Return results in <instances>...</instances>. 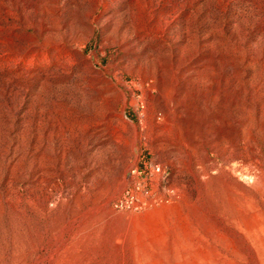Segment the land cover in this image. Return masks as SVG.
<instances>
[{
  "label": "rangeland",
  "instance_id": "374dc122",
  "mask_svg": "<svg viewBox=\"0 0 264 264\" xmlns=\"http://www.w3.org/2000/svg\"><path fill=\"white\" fill-rule=\"evenodd\" d=\"M0 37V264H264V0H0Z\"/></svg>",
  "mask_w": 264,
  "mask_h": 264
},
{
  "label": "bare ground",
  "instance_id": "6f19581e",
  "mask_svg": "<svg viewBox=\"0 0 264 264\" xmlns=\"http://www.w3.org/2000/svg\"><path fill=\"white\" fill-rule=\"evenodd\" d=\"M144 4V3H143ZM6 11H7V9H6ZM3 13V12H2ZM60 18V17H59ZM76 19V18H75ZM13 20H14V18H13ZM42 20V19H41ZM57 21V20H56ZM80 21V20H79ZM82 21V20H81ZM62 22V21H61ZM64 22V21H63ZM22 23V22H21ZM20 23V24H21ZM58 23V22H57ZM56 23V24H57ZM60 23V22H59ZM65 23V22H64ZM73 23H75V22H73ZM72 23V24H73ZM118 23H121V22H118ZM117 23V24H118ZM127 24V23H126ZM58 25V24H57ZM26 26V25H25ZM79 26V25H78ZM20 27V26H19ZM75 27V26H74ZM121 27V26H120ZM10 28V27H9ZM43 28V27H42ZM50 28V27H49ZM56 28V27H55ZM116 28V27H115ZM124 28H125V26H124ZM40 29V28H39ZM70 29V28H69ZM121 29V28H120ZM2 30V29H1ZM56 29H54V31H55ZM58 30V29H57ZM115 30V29H114ZM4 30H2V32H3ZM39 31V30H38ZM73 31V30H72ZM126 31V30H125ZM124 31V32H125ZM56 32V31H55ZM64 32V31H63ZM68 32V31H67ZM79 32V31H78ZM127 32V31H126ZM125 32V34H127ZM129 32V31H128ZM132 32V31H131ZM54 33V32H53ZM71 33V32H70ZM70 33H69V35L68 34H65V33H61V35L60 36H55L54 38H53V41L52 42H49V43H52L53 45H62V46H65L66 45V42L68 41L67 40V38L68 37H70L71 38V36H70ZM117 33V32H116ZM186 33V32H185ZM5 34V33H4ZM41 34V33H40ZM72 34H75L74 32L72 33ZM78 34V33H77ZM77 34H75V35H77ZM118 34V33H117ZM7 35V34H6ZM5 35V36H6ZM15 35V34H14ZM48 35H49V33H48ZM55 35V34H54ZM129 35V34H128ZM188 35V34H187ZM16 36H18V35H16ZM20 36V35H19ZM31 36V35H30ZM47 36V35H46ZM50 36V35H49ZM120 36V35H119ZM126 36V35H125ZM209 36V35H208ZM12 37V36H11ZM52 37V36H51ZM122 37H123V35H122ZM1 38V37H0ZM27 38V37H26ZM46 38V37H45ZM48 38V37H47ZM73 38V37H72ZM76 38V37H75ZM124 38V37H123ZM127 38V37H126ZM125 38V39H126ZM172 38V37H171ZM199 38V37H198ZM198 38H197V40H198ZM3 39V38H2ZM5 39V38H4ZM120 39V38H119ZM175 39V38H174ZM196 39V38H195ZM79 40V39H78ZM9 41L11 42V43H13V38H10L9 39ZM29 41V40H28ZM27 41V42H28ZM34 41V40H33ZM45 41V40H44ZM73 41V40H72ZM123 41V40H122ZM121 41V42H122ZM228 41V40H227ZM232 41V40H231ZM26 42V43H27ZM71 42V41H70ZM120 42V43H121ZM124 42H126V41H124ZM193 42V41H192ZM194 42H196V41H194ZM241 42V41H240ZM35 43V42H34ZM72 43V42H71ZM127 44V43H126ZM227 44V43H226ZM42 45V44H41ZM195 45V44H194ZM200 45V44H199ZM219 45V44H218ZM30 46H32V43L30 44ZM128 46V45H127ZM188 46V45H187ZM192 46V45H191ZM196 46V45H195ZM207 46V45H206ZM217 46V45H216ZM14 47V46H13ZM21 47V46H20ZM48 47V46H47ZM168 47V46H167ZM174 47V46H173ZM204 47V46H203ZM227 47V46H226ZM39 48V47H38ZM46 48V47H45ZM181 48V47H180ZM195 48V47H194ZM202 48V47H201ZM210 48H212V47H210ZM137 49V48H136ZM182 49V48H181ZM205 49V48H204ZM19 50V49H18ZM135 50V49H134ZM218 50V49H217ZM234 50V49H233ZM33 51H34V49H33ZM157 51V50H156ZM172 51V50H171ZM174 51H176V50H174ZM201 51V50H200ZM211 51V50H210ZM215 51V50H214ZM221 51V50H220ZM231 51V50H230ZM25 52V51H24ZM56 52V51H55ZM197 52V51H196ZM19 53V52H18ZM35 53V52H34ZM54 53V52H53ZM65 53V52H64ZM157 53V52H156ZM159 53V52H158ZM182 53V52H181ZM192 53V52H191ZM211 53V52H210ZM215 53V52H214ZM229 53H231V52H229ZM40 54V53H39ZM220 54V53H219ZM234 54V53H233ZM14 55V54H13ZM45 55V54H44ZM60 55V54H59ZM165 55V54H164ZM169 55V54H168ZM173 55V54H172ZM190 55V54H189ZM203 55V54H202ZM221 55V54H220ZM34 56H35V54H33L32 56H31V59L32 58H34ZM50 56V55H49ZM57 56V55H56ZM211 56V55H210ZM213 56V55H212ZM224 56V55H223ZM226 56V55H225ZM229 56V55H228ZM169 57H170V55H169ZM183 57V56H182ZM214 57V56H213ZM217 57V56H216ZM11 59V58H10ZM49 59V58H48ZM137 59V58H136ZM150 59V58H149ZM191 59V58H190ZM14 60V59H13ZM27 60V59H26ZM181 60V59H180ZM184 60V59H183ZM183 60H182V62H183ZM16 61V60H15ZM30 61L31 60H29L27 63H30ZM150 61V60H149ZM158 61V60H157ZM173 61V60H172ZM200 61H202V60H200ZM204 61V60H203ZM214 61V60H213ZM212 58H210V59H208V60H206L205 62H202L201 64H199V65H201V66H208L209 64H211L212 62ZM18 62V61H17ZM131 62V61H130ZM148 62V61H147ZM179 62H181V61H179ZM220 62V61H219ZM47 63V62H46ZM61 63V62H60ZM166 63H168V61H166ZM178 63V62H177ZM188 63V62H187ZM66 64V63H65ZM133 64V63H132ZM147 64V63H146ZM151 64V63H150ZM180 64V63H179ZM214 64V63H213ZM228 64V63H227ZM152 65V64H151ZM154 65V64H153ZM156 65V64H155ZM154 65V66H155ZM162 65V64H161ZM161 65H159L160 67H161ZM223 65V64H222ZM226 65V64H225ZM229 65V64H228ZM61 66H63V65H61ZM176 66H177V64H176ZM179 66H181V65H179ZM214 66V65H213ZM232 66V65H231ZM158 67V66H157ZM235 67V66H234ZM28 68H30V67H28ZM146 68V67H145ZM57 69V68H56ZM138 69V68H137ZM173 69V68H172ZM214 69V68H213ZM152 70V69H151ZM159 70V69H158ZM161 70V69H160ZM178 70L179 69H175V71L176 72H178ZM211 70V69H210ZM145 71H148V70H145ZM163 71V70H162ZM199 71V70H198ZM198 71H196V72H198ZM213 71V70H212ZM136 72V71H135ZM149 72H150V70H149ZM194 72V71H193ZM202 72V71H201ZM204 72V71H203ZM19 73V72H18ZM52 73V72H51ZM136 73H138V72H136ZM143 73V72H142ZM145 73V72H144ZM155 73V72H154ZM174 73V72H173ZM229 73V72H228ZM140 74V73H139ZM151 74V73H150ZM161 74V73H160ZM163 74V73H162ZM203 74H205V73H203ZM35 75V74H34ZM156 75V74H155ZM186 75V72L184 71V72H182L181 73V75H180V77H183V76H185ZM190 74H188V76H189ZM195 75V74H194ZM208 75V74H207ZM226 75V74H225ZM19 76V75H18ZM21 76H22V74H21ZM28 76V75H27ZM38 76V75H37ZM137 76V75H136ZM140 76V75H139ZM144 76V75H143ZM149 76V75H148ZM165 76V75H164ZM187 76V77H188ZM196 76V75H195ZM205 76H206V74H205ZM211 76V75H210ZM231 76V75H230ZM233 76V75H232ZM231 76V77H232ZM238 76V75H237ZM30 77V76H29ZM95 77V76H94ZM145 77V76H144ZM176 77V76H175ZM208 77V76H207ZM213 77V76H212ZM219 77V76H218ZM229 77V76H228ZM152 78V77H151ZM161 78V77H160ZM159 78V79H160ZM49 79V78H48ZM142 79V78H141ZM180 79V78H179ZM178 79V80H179ZM183 79V78H182ZM209 79V78H208ZM207 80V79H206ZM211 80H213L212 78H211ZM6 81V80H5ZM13 81V80H12ZM142 81V80H141ZM148 81V80H147ZM177 81V80H176ZM209 81V80H208ZM7 82V81H6ZM10 82V81H9ZM108 82V81H107ZM214 82V81H213ZM48 83V82H47ZM97 83V82H96ZM157 83H159V82H157ZM43 84V83H42ZM49 84V83H48ZM107 84V83H106ZM123 84V83H122ZM121 84V85H122ZM206 85H207V83H205ZM221 84V83H220ZM108 85V84H107ZM148 85V84H147ZM203 85V84H202ZM95 86V84L94 85H89V88H91L92 89V87H94ZM112 87H116V84H112L111 85ZM161 86V85H160ZM216 86V85H215ZM13 87V86H12ZM51 87V86H50ZM109 87V86H108ZM154 87L155 86H152V88H150V87H148V88H150V89H154ZM10 88V87H9ZM25 88H27V87H25ZM85 88H86V86H85ZM84 88V89H85ZM95 88V87H94ZM101 88H102V86H101ZM107 88V87H106ZM219 88V87H218ZM15 89V88H14ZM20 89V88H19ZM39 89H40V87H39ZM48 89V88H47ZM57 89V88H56ZM81 89V88H80ZM88 89V88H87ZM90 89V90H91ZM96 89H97V87H96ZM100 89V88H99ZM147 89V88H146ZM173 89V88H172ZM202 89H203V86H202ZM206 89V88H205ZM10 90V89H9ZM22 90V89H21ZM44 90V89H43ZM98 90V89H97ZM115 90V89H114ZM211 90V89H210ZM209 90V91H210ZM11 91V90H10ZM18 91V90H17ZM83 91V90H82ZM118 91H119V95L121 96L120 98H123L124 99V101H125V93H124V90H121V89H118ZM160 91V90H159ZM202 91V90H201ZM203 91H204V89H203ZM44 92V91H43ZM84 92V91H83ZM89 92V91H88ZM96 92V91H95ZM98 92V91H97ZM115 92V91H114ZM113 92V93H114ZM154 92V91H153ZM205 92H206V90H205ZM214 92V91H213ZM11 93V92H10ZM17 93V92H16ZM39 93V92H38ZM149 93V92H148ZM218 93H219V91H218ZM14 94V93H13ZM37 94V93H36ZM94 95V94H93ZM162 95V94H161ZM14 96V95H13ZM112 96V95H111ZM172 96V95H171ZM205 97V96H204ZM219 97V96H218ZM101 98V97H100ZM107 98V97H106ZM111 98V97H110ZM114 98V97H113ZM210 98V97H209ZM14 99V98H13ZM91 99V98H90ZM93 99V98H92ZM108 99V98H107ZM151 99H152V97H151ZM157 99V98H156ZM168 99V98H167ZM102 100V99H101ZM112 100V99H111ZM155 100V99H154ZM170 100V99H169ZM218 100V99H217ZM222 100V99H221ZM13 101V100H12ZM17 101V100H16ZM19 101V100H18ZM56 101V100H55ZM89 101V100H88ZM87 101V102H88ZM94 101V100H93ZM103 101V100H102ZM153 101V100H152ZM158 100H156V102H157ZM178 101H180V100H178ZM182 101V100H181ZM155 102V103H156ZM169 102V101H168ZM12 103V102H11ZM102 103V102H101ZM185 103V102H184ZM210 103V102H209ZM226 103V102H225ZM60 104H62V103H60ZM92 105H94V106H97L98 104H100V102L98 101V102H92L91 103ZM108 104V103H107ZM152 104V103H151ZM158 104H160V102L158 103ZM180 104V103H179ZM228 104V103H227ZM14 105V104H13ZM20 105V104H19ZM57 105V104H56ZM63 105V104H62ZM71 105V104H70ZM113 105V104H112ZM10 106V105H9ZM65 106V105H64ZM100 106V105H99ZM153 106V105H152ZM14 108H15V106H13ZM12 107V108H13ZM17 107V106H16ZM63 107V106H62ZM91 107V106H90ZM101 107V106H100ZM99 107V108H100ZM107 107V106H106ZM111 107V106H110ZM150 107V106H149ZM161 107V106H160ZM159 107V109H161ZM71 108V107H70ZM95 108V107H94ZM102 108V107H101ZM192 108V107H191ZM10 109V108H9ZM31 109V108H30ZM43 109V108H42ZM58 109V108H57ZM105 109V108H104ZM111 109V108H110ZM65 110V109H64ZM68 110V109H67ZM106 110V109H105ZM152 110V109H151ZM11 111V110H10ZM31 111V110H30ZM61 111V110H60ZM63 111V110H62ZM71 111V110H70ZM100 111V110H99ZM5 112V111H4ZM12 112V111H11ZM64 112V111H63ZM62 112V113H63ZM67 112V111H66ZM97 112V111H96ZM106 112V111H105ZM114 112V111H113ZM41 113V112H40ZM65 113V112H64ZM16 114V113H15ZM104 114V113H103ZM25 115V114H24ZM59 115V114H58ZM64 115H66V114H64ZM68 115V114H67ZM94 115V114H93ZM14 116V115H13ZM120 116L122 117V110H121V113H120ZM8 117V116H7ZM61 117V116H60ZM99 117H101V116H99ZM103 117V116H102ZM108 117V116H107ZM165 117V116H164ZM189 117V116H188ZM68 118V117H67ZM117 118H118V116H117ZM187 118V117H186ZM61 119V118H60ZM99 119V118H98ZM164 119V118H163ZM101 120V119H100ZM105 120V119H104ZM169 120V119H168ZM11 121V120H10ZM14 121V120H13ZM59 121V120H58ZM106 121V120H105ZM171 121V120H170ZM6 122H7V120H6ZM29 122V121H28ZM27 122V123H28ZM94 122V121H93ZM102 122V121H101ZM114 122V121H113ZM103 123V122H102ZM166 123V122H165ZM168 123V122H167ZM1 124V123H0ZM106 124H108L109 125V120H108V122L106 123ZM16 125V124H15ZM62 125V124H61ZM99 125V123L97 122V123H93V126H98ZM114 125V124H113ZM132 125V124H131ZM1 126V125H0ZM42 126H44V125H42ZM65 126V125H64ZM112 126V125H111ZM12 127H13V124L12 125H10L9 127H8V131H11V129H12ZM16 127V126H15ZM27 127V126H26ZM31 127V126H30ZM121 127V126H120ZM141 127H142V125H141ZM144 127V126H143ZM2 128V127H1ZM4 128V127H3ZM23 128V127H22ZM41 128V127H40ZM46 127H44V129H45ZM65 128V127H64ZM108 128H110V127H108ZM5 129V128H4ZM26 129V128H25ZM86 129V128H85ZM103 129V128H102ZM133 129L134 130H136V127L135 126H133ZM132 129V130H133ZM2 130V129H1ZM0 130V131H1ZM23 130H24V128H23ZM31 130V129H30ZM19 131V130H18ZM22 131V130H21ZM102 131H104V130H102ZM113 131V130H112ZM119 131V130H118ZM127 131V130H126ZM131 131V130H130ZM2 132V131H1ZM132 132V131H131ZM31 133V132H30ZM39 133V132H38ZM42 133V132H41ZM53 133V132H52ZM114 133V132H113ZM40 134V133H39ZM51 134V133H50ZM50 134H48V135H50ZM61 134V133H60ZM83 134V133H82ZM105 134V133H104ZM138 134V133H137ZM137 134H135L136 136H137ZM5 135V134H4ZM25 135V134H24ZM27 135V134H26ZM43 135V134H42ZM102 135H103V133H102ZM132 135V134H131ZM28 136V135H27ZM30 136V135H29ZM35 136V135H34ZM62 136V135H61ZM64 136V135H63ZM122 136V135H121ZM33 137V136H32ZM50 136H48V138H49ZM65 137H67V136H65ZM64 137V138H65ZM68 137H69V135H68ZM98 137V136H97ZM3 138V137H2ZM7 138V137H6ZM16 138V136H11L10 137V140H11V143L14 141V139ZM63 138V139H64ZM92 138V137H91ZM112 138V137H111ZM118 138V137H117ZM25 139V138H24ZM55 139V138H54ZM115 139V138H114ZM47 140V139H46ZM117 140V139H116ZM18 141V140H17ZM9 142V141H8ZM21 142V141H20ZM38 142V141H37ZM62 142V141H61ZM116 142V141H115ZM134 142V141H133ZM1 143V142H0ZM4 143V142H3ZM7 143V142H6ZM11 143H9V147L11 146ZM28 143V142H27ZM49 143V142H48ZM52 143V142H51ZM55 143V142H54ZM17 144V143H16ZM59 144V143H58ZM114 144V143H113ZM30 145V144H29ZM37 145V144H36ZM115 145V144H114ZM2 146V145H1ZM47 146V145H46ZM50 146H51V144H50ZM25 147V146H24ZM32 147V146H31ZM52 147V146H51ZM1 148V147H0ZM16 148V147H15ZM34 148V147H33ZM38 148H40V147H38ZM53 148V147H52ZM59 148V147H58ZM123 148H124V146H123ZM36 149V148H35ZM61 149V148H60ZM45 150V149H44ZM55 150H57V149H55ZM115 150H117V149H115ZM120 150V149H119ZM124 150V149H123ZM122 150V151H123ZM15 152L14 150H7L6 152H5V155H7L8 153H10V152ZM23 151H25V149L23 150ZM27 151H28V149H27ZM30 151V150H29ZM36 151V150H35ZM4 152V151H3ZM20 152H22L21 150H20ZM31 152V151H30ZM47 152V151H46ZM65 152V151H64ZM115 153V152H114ZM124 153H125V151H124ZM4 154V153H3ZM20 154V153H19ZM33 154V153H32ZM45 154V153H44ZM61 154V153H60ZM118 154H120V153H118ZM30 155V154H29ZM54 155V154H53ZM116 155V154H115ZM2 156V155H1ZM0 156V157H1ZM4 156V155H3ZM43 156V155H42ZM45 156H46V154H45ZM111 156V155H110ZM121 156V155H120ZM19 157V156H18ZM63 157V156H62ZM2 158V157H1ZM108 158V157H107ZM125 158V157H124ZM123 158V159H124ZM7 159V158H6ZM110 159V158H109ZM115 159V158H114ZM24 160V159H23ZM57 160H59V159H57ZM119 160V159H118ZM7 161V160H6ZM12 161V159L11 158H9L8 159V164L10 163ZM45 161V160H44ZM61 161V160H60ZM110 161V160H109ZM2 162V161H1ZM23 162V161H22ZM28 162H31V161H28ZM55 162V161H54ZM115 161H113V163H114ZM122 162V161H121ZM19 164H20V162H19ZM29 164V163H28ZM49 164V163H48ZM53 164V163H52ZM115 164V163H114ZM4 165V164H3ZM14 165V164H13ZM20 165H22V164H20ZM43 165V164H42ZM41 165V166H42ZM33 166V165H32ZM50 166V165H49ZM55 166V165H54ZM13 167V166H12ZM16 167V166H15ZM23 167V166H22ZM116 167V166H115ZM3 168V167H2ZM46 168V167H45ZM44 168V169H45ZM1 169V168H0ZM4 169V168H3ZM11 170V169H10ZM5 171V170H4ZM16 171V170H15ZM14 171V172H15ZM10 172H12V171H10ZM43 172V171H42ZM9 173V172H8ZM16 173V172H15ZM18 173H21V172H18ZM1 174H2V171H1ZM10 175V174H9ZM16 176V175H15ZM22 176V175H21ZM52 176V175H51ZM12 177H13V175H12ZM11 177V178H12ZM18 177V176H17ZM28 177V176H27ZM16 178V177H15ZM20 178V177H19ZM19 178H18V181H19ZM7 179V178H6ZM26 179V178H25ZM13 180V179H12ZM28 180H30V179H28ZM45 180V179H44ZM16 181V180H15ZM40 181V180H39ZM9 182V181H8ZM42 183V182H41ZM11 184H12V182H11ZM18 185V184H17ZM38 186V185H37ZM44 186V185H43ZM17 187V186H16ZM35 187V186H34ZM37 188V187H36ZM20 188L19 187H17V188H13L12 186H8V193L10 194V197H9V199H7L9 202H11V203H13V198H12V195L13 194H16V192L19 190ZM38 189V188H37ZM4 190V189H3ZM36 190V189H35ZM22 191V190H21ZM5 192H6V190H5ZM21 193V192H20ZM2 195V194H1ZM0 195V196H1ZM51 195V194H50ZM14 196V195H13ZM47 199V198H46ZM17 201H19V200H17ZM16 201V202H17ZM3 203H4V201H3ZM28 203V202H27Z\"/></svg>",
  "mask_w": 264,
  "mask_h": 264
}]
</instances>
